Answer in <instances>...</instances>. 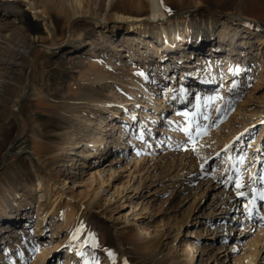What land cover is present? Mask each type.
Masks as SVG:
<instances>
[{"label": "rangeland", "instance_id": "obj_1", "mask_svg": "<svg viewBox=\"0 0 264 264\" xmlns=\"http://www.w3.org/2000/svg\"><path fill=\"white\" fill-rule=\"evenodd\" d=\"M85 5L102 19L126 12L145 17L149 28L171 23V31L140 33L136 25L127 42L122 26L102 30L75 19L71 42L94 49L70 54L63 0H0V264H65L67 257L72 264H191L183 248L192 241L204 254L193 264H250L260 245L254 264H264V0L254 8L243 0ZM179 38L194 49L189 56L224 61L223 75L194 90L173 59L163 70L168 58L158 49H177ZM149 39L151 50L142 44ZM131 79L145 90L136 106L127 102ZM170 89L173 109L152 125L154 99ZM102 137L117 145L97 159L112 161L117 173L91 210L79 204L94 198L93 165L77 154ZM73 159L86 164L59 175ZM233 199L242 232L214 238ZM17 203L24 209L6 222Z\"/></svg>", "mask_w": 264, "mask_h": 264}, {"label": "bare ground", "instance_id": "obj_2", "mask_svg": "<svg viewBox=\"0 0 264 264\" xmlns=\"http://www.w3.org/2000/svg\"><path fill=\"white\" fill-rule=\"evenodd\" d=\"M145 2H147V0H144ZM156 1V0H153ZM263 0H243V3L245 5H247V7L250 8H254L255 5H257L259 2H261ZM87 2L92 3L93 0H87ZM86 0H63V4L65 6H67V12L70 13V23H69V32L67 35V40H66V44H69V52L70 54L73 53V51L77 48L79 49H84L86 47H89L88 51L91 52V50L94 49V45L93 43L89 42V43H78V44H74L72 41L73 37V24L72 22H74L75 19H79L82 21H85L86 23H91L93 25L96 26H100V28H102V30H106V28H108L109 23H112V27L111 28H115L118 27L120 28L121 26L123 27V29L125 30V38L126 41H131L132 40V36H130L132 30L134 31V27L137 25L135 31L142 33V31L145 29H149V31L152 33H166L167 31H171V29L169 28V26L171 25L168 24L165 26V23H155L152 25L151 28L148 27L147 24L144 23V21L146 19H138L137 17H135L134 14L131 13H126V12H120L115 14L111 20H107L106 18H100L99 16L95 15L93 16L92 14V9L91 8H87L86 5ZM91 7V6H90ZM228 16L232 19V20H238L241 21V19L238 17H234L231 14H228ZM144 23V24H143ZM70 26L72 29H70ZM168 26V27H167ZM117 29V28H116ZM134 31V32H135ZM176 35V34H174ZM120 37V35H119ZM131 37V38H130ZM168 35H165V38H167ZM176 38V36H175ZM146 39V38H144ZM224 39V38H223ZM142 44H147V49L151 50L154 46V42L150 43V39L149 40H145L142 42ZM59 49V48H58ZM142 49V47H141ZM164 52H161L163 50L158 49V53H160L161 55H163V58H168L166 61H164L162 63L163 65V70H167L165 68L166 64L168 63V61H170L171 59L174 60V64L179 65L178 67L184 72L187 73V79L190 81L188 84V89L189 87H193L194 90H196L195 87H198L199 84H203L204 81L206 79H212L215 76H222L223 75V71L226 67V63L223 62H215L214 61V55L209 57V56H200V55H196L195 58H193L190 53L193 52L194 49H192V47L186 48L184 46L183 43V39L179 38L178 39V48L179 49V53L177 52V49L170 47V44H167L164 46ZM217 47L211 48V51H217ZM48 51V49H46ZM157 50V49H156ZM149 52V51H148ZM28 53V52H27ZM58 53V52H56ZM29 54V53H28ZM27 54V55H28ZM214 54V53H213ZM27 55H26V59H25V64L27 65V62L30 64V62L27 60ZM195 55V53H194ZM212 55V54H210ZM142 55L138 56L139 58H141ZM145 57V56H144ZM177 60L180 61L177 62ZM25 65V66H26ZM174 72V71H173ZM207 78H202L200 76H206ZM133 80V79H131ZM183 80V79H181ZM133 84L129 85L126 87V91L130 94V96H132L131 100H128V103H131V105L136 106L138 104V97H140V93L141 91H143L145 93V90L142 88V84L138 83L135 79L133 80ZM184 80L181 82L182 87H180V91L183 92L184 90V86H183ZM27 88V86H26ZM25 88V89H26ZM168 98L163 99L162 101L158 100V99H154V102L152 104V108L151 110L154 111V113L149 115V118L152 120V125H154L156 122H160L162 123L165 120V117L169 114V112H171V110L173 109L172 104L169 102L170 97H174V92L170 89L168 92ZM169 102V103H168ZM120 136H118L116 138V140L119 138ZM117 145V143H113V141H111L108 138H104L102 137V139L100 138L99 140H93V142L90 143H85L84 149L83 151H78V157H81V159L86 160V162H92V172H90V179L93 182H96V188L94 191V198L91 200L89 199V201L87 203H80L79 205H83L89 209H93L92 203L95 201V199L98 200V198L103 195V194H109L110 190L108 189L109 185H110V181L111 179L114 178V176H116V169L113 167V162L112 161H107V164H105L104 166H102L101 164V160L97 159L98 157L102 156V158L113 155L112 151L113 148H115ZM90 149V150H89ZM72 154V153H71ZM76 155V156H77ZM77 157V158H78ZM81 159L78 160H74V164L72 163L71 165H66L65 163H63L62 165H60L58 167L57 173H59V175H62L67 172L68 166L72 167L79 163V165H83L86 164L85 162H83ZM101 159V157H100ZM40 161V160H39ZM80 161V162H78ZM105 161V160H104ZM56 173V171H55ZM70 174V172H67V175ZM76 174V173H74ZM78 175V174H77ZM71 182V181H70ZM70 182L67 181L66 178H64L63 183L64 185L69 184ZM76 182L72 181V185H74ZM59 189V191L64 192V194H67V202L68 204L71 202L72 197H70L68 195L67 192H65L64 190V186H58L56 188V190ZM63 194V195H64ZM114 196V195H113ZM113 196L111 195V198H113ZM18 204V203H17ZM85 204V205H84ZM238 206V201L233 199V201L227 205L226 210L224 213H222L223 215L219 216V218H217V221L221 220L219 223V227L218 229L215 230V232H213L215 234L214 238L219 239V237L221 236H225V237H233L235 235L236 232H242V227L238 230L235 227V222L236 219L231 217L235 210L237 209ZM16 211L15 210H10V212H14L13 215L14 217H16L18 215V213H20V211H22L24 208L22 207V205L18 204ZM8 214V213H7ZM69 214V212H66V215ZM261 220L264 221V212H261ZM6 215V214H5ZM12 213L8 214L7 218H6V222L12 221V217H11ZM12 218V219H11ZM232 224V225H229ZM234 224V225H233ZM252 228V227H251ZM214 238H209V239H214ZM184 257L187 263H197L198 261L200 262V260L202 259V257L204 256V254H202L201 252H199V249L196 246V242L192 241L189 242L184 248ZM262 250L261 245L259 246V248L255 251H253V255H249L247 256L248 259L247 261L250 264H254L256 263V259L258 258L260 252ZM217 264V262H215ZM65 264H72V258L71 257H67L65 260Z\"/></svg>", "mask_w": 264, "mask_h": 264}, {"label": "water", "instance_id": "obj_3", "mask_svg": "<svg viewBox=\"0 0 264 264\" xmlns=\"http://www.w3.org/2000/svg\"><path fill=\"white\" fill-rule=\"evenodd\" d=\"M197 10H198V8L195 9V10H193V11H191V12H188L187 14H189V13H193L194 11H197ZM207 11L210 12L209 10H207ZM29 56H30V55L28 54V55H27V60H28V61H29V58H30ZM26 68L30 70V64H29L28 62H27ZM28 83H29V77L27 78V88L25 89V93H24V95H25V94L28 92V90H29V84H28ZM17 126H18V128H19V120H18V119H17ZM13 145H14V144H12L11 147H13ZM11 147H10V148H11ZM8 154H9V149L6 150V152H5V154H4L3 158H2V162H3V163H2V167H3V164L5 163L4 161H5V159L7 158V155H8ZM2 167H1V169H2Z\"/></svg>", "mask_w": 264, "mask_h": 264}, {"label": "snow or ice", "instance_id": "obj_4", "mask_svg": "<svg viewBox=\"0 0 264 264\" xmlns=\"http://www.w3.org/2000/svg\"><path fill=\"white\" fill-rule=\"evenodd\" d=\"M261 198L264 199V196H262Z\"/></svg>", "mask_w": 264, "mask_h": 264}]
</instances>
